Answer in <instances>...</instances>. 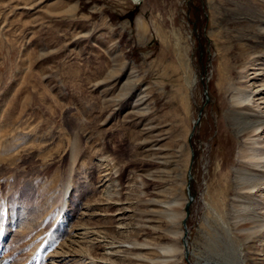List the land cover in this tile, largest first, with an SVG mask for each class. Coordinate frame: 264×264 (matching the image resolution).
Masks as SVG:
<instances>
[{"label":"rangeland","instance_id":"obj_1","mask_svg":"<svg viewBox=\"0 0 264 264\" xmlns=\"http://www.w3.org/2000/svg\"><path fill=\"white\" fill-rule=\"evenodd\" d=\"M251 82L264 0H0V264H264Z\"/></svg>","mask_w":264,"mask_h":264},{"label":"bare ground","instance_id":"obj_2","mask_svg":"<svg viewBox=\"0 0 264 264\" xmlns=\"http://www.w3.org/2000/svg\"><path fill=\"white\" fill-rule=\"evenodd\" d=\"M252 85L253 83L251 82L247 85V87L245 86L246 88L241 87L232 95L233 104L237 105L238 108L230 112V118L233 121V125L236 127L237 131L242 133L244 136V143L242 144L239 152V156L243 164H241L240 167L235 168V176L238 179L240 188H248L247 192L249 195L253 190L252 188L250 189L248 185L251 181H256L259 173L264 172L262 168L264 166V155H256L259 149L262 150L264 148V144L259 145L258 141L259 133L261 131L260 127L264 124V111L259 107L258 103L253 104L254 96H247V94H249L252 90ZM253 88L254 90L256 89V91H254V95L257 96L264 90V83L260 88L256 85ZM262 103H264V101ZM248 112L250 114H256L258 117L255 119H248ZM240 115H247V119L239 121L237 117ZM109 247L110 246H106L107 249L105 248V253H109Z\"/></svg>","mask_w":264,"mask_h":264},{"label":"water","instance_id":"obj_3","mask_svg":"<svg viewBox=\"0 0 264 264\" xmlns=\"http://www.w3.org/2000/svg\"><path fill=\"white\" fill-rule=\"evenodd\" d=\"M204 95H205V101L207 100V96H206V85L204 84ZM198 119H199V116H197L196 117V119L194 120V125L198 122ZM193 125V126H194ZM192 135V131L190 132V134H189V138H190V136ZM192 154H193V152H191V158H190V163H191V161H192ZM188 179H190V174H189V171H188ZM186 188H187V193H188V199H187V201L185 202V214H184V217H183V219H182V225H183V237H182V243H183V246H184V258L187 260V254H188V250L186 249V236H187V231H186V225H185V218H186V216H187V213H188V211H187V207H188V204L190 203V201H191V194H190V192H189V183L187 182V185H186ZM191 264H197V263H191Z\"/></svg>","mask_w":264,"mask_h":264}]
</instances>
